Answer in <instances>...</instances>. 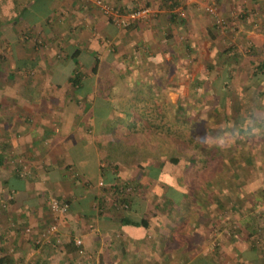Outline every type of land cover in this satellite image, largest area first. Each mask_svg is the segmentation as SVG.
<instances>
[{"label":"crops","instance_id":"obj_1","mask_svg":"<svg viewBox=\"0 0 264 264\" xmlns=\"http://www.w3.org/2000/svg\"><path fill=\"white\" fill-rule=\"evenodd\" d=\"M95 1L0 0V264H76V238L99 264H185L210 244L203 213L186 219L194 213L182 208L187 197L168 161L174 151L153 124L181 101L170 93L181 87V57L199 38L210 40L207 6L264 40V0H103L155 10L127 27ZM199 14L206 23L196 34ZM74 72L82 75L76 84ZM250 120L251 134L264 133V115ZM22 165L31 176L18 175ZM117 181L136 186L122 207L109 189ZM48 195L69 210L60 241L39 245Z\"/></svg>","mask_w":264,"mask_h":264},{"label":"rangeland","instance_id":"obj_2","mask_svg":"<svg viewBox=\"0 0 264 264\" xmlns=\"http://www.w3.org/2000/svg\"><path fill=\"white\" fill-rule=\"evenodd\" d=\"M217 12L219 13L218 10ZM204 14L207 15V12H204ZM200 17L201 14H199L198 21L196 20L197 22L192 29L196 34L206 23L203 16L202 18ZM222 17L225 18V16ZM209 27H211L209 32L211 33L209 35L210 40L205 39L204 41L203 37L199 38L196 40L195 52L186 59L183 56L181 57L179 70L181 87L179 90L170 92L174 97L178 95L184 107L190 109L188 112L194 114L195 120L200 121L205 118L209 110L214 107L220 113L219 122L215 125H209L213 128L212 133L207 134L208 140L206 144L209 147L201 149L202 152L198 150L195 155L192 154L191 159L193 162L188 161V157L185 158L184 154L180 152V161L176 164L173 163L172 166L180 179L177 184L180 187V193H183L188 198L185 197L187 202L182 205V208L190 209L194 213L192 217L186 215V219L192 218L195 220L198 213H203L204 216L202 217L206 221V231L211 232L210 244L206 250H202L194 261L190 260L185 264H210L203 260L204 253H211L213 264H259L258 250H261L260 247L264 244V133L260 132L258 134L254 132L251 134L252 132L248 130L250 132L248 135L249 140H247V136H240L241 138L239 139V134H231L230 128L228 126L225 127L223 120L225 112L217 106L218 100L220 101L221 99V93L218 91L216 83H220L223 78L222 61L231 57L233 79L229 84V89L232 97L228 98L226 103L230 101L239 103L242 101L244 107L250 109L246 114L253 113L252 115L259 114L263 116L264 40H253V34H248L245 30L240 32L239 27L228 23L227 20L224 27H218L214 22ZM252 30L255 29L253 28ZM183 33H188V29L183 31ZM187 39L190 38L184 37L180 41L185 43ZM229 47H232L234 51L224 53L223 50ZM258 48L260 51L257 50ZM205 50L206 57L204 58L203 55L205 54L203 51ZM216 54L220 55L216 59L218 61L217 67L211 73H206L205 67L209 62L208 59L215 57ZM181 55L182 53H180ZM235 55L236 57H232ZM170 64L168 67L171 66ZM164 67L165 69L167 68L165 65ZM196 68H199L195 72V75H198L196 80L193 81L191 75ZM217 75L220 76L216 79ZM204 76L205 78H203ZM116 81L119 80L117 79ZM184 81H188V83L185 84ZM211 81H213L215 86L213 84L210 85ZM165 95H168V93ZM191 99H195L200 103L196 104L195 101V104L191 105ZM151 109L154 110V107H151ZM172 109H175V107L164 106L162 121L158 120L153 126L157 125V131L161 130L164 135H169V137L183 139L192 137L193 132L188 130L184 121L180 119L178 121L175 116L173 121L169 120ZM225 111L227 112V107ZM245 122H247L248 126L252 124L248 120ZM159 125L162 127L161 129L158 127ZM244 133L247 134L246 132ZM126 140L129 139L127 138ZM162 146L167 153H171V151L176 153L175 149L169 147V145L162 144ZM248 147L251 148L252 153L248 154ZM238 149L246 158L243 164V174L236 172L241 166L240 162L236 163L232 169H228V165L220 162L221 158L219 155L224 154L230 158L235 155L234 152L237 155ZM163 156L166 158L167 154ZM193 163H195V169L190 175L188 170ZM211 170L218 174V180L210 178L205 183L203 176L208 175ZM192 177H194V180ZM231 179H234V183L231 182ZM219 204H224L225 207L219 208ZM240 209L244 213H241ZM249 213L255 215L258 227V232L252 236H249L247 228L240 222L241 217ZM197 218L201 219V216H197ZM191 248L194 250L197 249V246L195 247L192 244ZM186 251L181 247L183 254Z\"/></svg>","mask_w":264,"mask_h":264},{"label":"trees","instance_id":"obj_3","mask_svg":"<svg viewBox=\"0 0 264 264\" xmlns=\"http://www.w3.org/2000/svg\"><path fill=\"white\" fill-rule=\"evenodd\" d=\"M224 53L227 52H232L234 51V49L232 47H229L227 49L223 50ZM218 54V53H217ZM215 57H211L209 58V62L207 64V66L205 67V72L209 73L210 71L214 70L217 65H218V61L216 60L217 58L220 57V55H217ZM232 57H236L232 56ZM231 57L225 58L222 61V65H221V70L224 69L223 71V78L222 81L220 83H216V87L218 88V91L221 93V99L220 101L218 100L217 106L218 108L222 109L225 114H223V120L225 122V127H229L230 128V132L231 134H239V139L243 136H247V140L248 139V135L250 134V132L248 131V129H250L251 126H248L247 122H245L246 120L251 121L250 117L252 116V114H246L247 112L250 111V109H246L244 107V103L242 101H240L239 103H233V102H229L226 103L227 99L232 97V93L231 90L229 89V84L233 79V67L231 66L232 63L230 62ZM217 62V63H216ZM93 71L95 72V68H93ZM220 75H217L216 79L219 77ZM82 75L79 74L78 72H74L73 76L71 77V81L72 83L76 84L79 82V80L81 79ZM213 86L214 83H213ZM200 99V97H199ZM198 103H200L198 101ZM188 104V103H187ZM227 104V105H226ZM192 105V104H191ZM190 105V106H191ZM174 113H175V117L178 118L181 121H184L186 123V126L188 128V130H190L191 132H193V136L190 138H177V137H169V135H164V137H159L160 138V142L162 144H167L169 145V147L174 148L176 151V153H172V155H169V159L168 161L171 163H178L180 161L179 156H180V152L182 154H184V157L187 158L188 161H192L191 157L192 154H196V152L198 150H200V152H202L201 149L205 148V147H209L206 143V141L208 140L207 138V134L212 133L213 128H211L212 124H217L220 120V113L218 112V109H216L215 107L210 109L209 112L207 113L208 115L205 116V118L199 120H195V116H193L194 114H190L188 111L190 109H187L184 107V104L180 101L176 106H174ZM227 107V112L225 111ZM229 112V113H228ZM162 116H164V113L162 114ZM246 117V118H245ZM248 118V119H247ZM177 121V120H176ZM151 124V123H148ZM248 127H247V126ZM157 127V125H156ZM159 128L160 125L158 126ZM247 127V128H244ZM244 132H246L247 134H245ZM222 133V132H221ZM241 136V137H240ZM159 138H158V142H159ZM148 139H153V138H148ZM238 140V139H236ZM251 140V139H250ZM161 144V145H162ZM180 150V151H179ZM179 151V152H178ZM239 151V149L237 150V152ZM248 154L252 153L251 148L248 147L247 149ZM205 153V152H204ZM235 155H233V157H227L224 154L219 155L221 160V163H224L225 165H228L229 168L228 169H232V167L236 164V163H241V166L238 168V170L236 172H238V174H243L244 171V160L245 155H242L241 151H239L236 155V152H234ZM206 155V153H205ZM198 161V160H195ZM203 161V160H201ZM196 163V162H195ZM189 166V170L188 172L190 173V175L192 174L193 170L195 169L194 164ZM226 170V168H225ZM194 180V177H192ZM215 178L214 180H218V174L216 172H214L213 170H211L209 172L208 175H204L203 176V180L206 183L209 179ZM231 182L234 183V179H231ZM236 183V182H235ZM124 184L122 182L117 181L116 183L112 184L109 186V189H112V196H113V201L117 202L118 204H121L123 206V204L128 203L129 201V195L131 193H133L136 189H134L136 186L133 185L132 183H128L130 185L133 186V190L128 193L125 194L124 192H120L121 189L124 188ZM225 205L224 204H219V208H224ZM241 213H244L243 210L240 209ZM241 224L247 228L248 230V234L249 236L254 235V233L258 232V227H257V222L255 219V215L253 214H247V215H243V217H241L240 219ZM250 223V224H249ZM261 250H258V263L259 264H264V244L262 247H260Z\"/></svg>","mask_w":264,"mask_h":264},{"label":"built area","instance_id":"obj_4","mask_svg":"<svg viewBox=\"0 0 264 264\" xmlns=\"http://www.w3.org/2000/svg\"><path fill=\"white\" fill-rule=\"evenodd\" d=\"M95 4L99 7L100 11L106 16L110 21L114 22L118 26L127 27L133 22L146 19L155 13V10L150 6H144L141 8L133 9L130 11H123L119 8H115L109 3L103 0H96ZM207 15L212 18L214 23L218 27H224L226 24V19L222 17L216 10L214 4L208 5L206 8ZM179 15L183 16L184 12L179 11ZM19 159V164H20ZM32 171L27 168V166L22 165V168L18 170V175L22 178L31 176ZM102 182H99V185H102ZM133 190V186L125 183L124 188L120 192L125 194L130 193ZM46 203L50 211V221L46 227L42 230L40 236L37 238L36 242L39 245L48 244L52 245L60 241L59 235V226L61 224V219L64 214L69 210V203L66 200L60 199L54 195H48L46 198ZM125 204H123L124 206ZM122 207V205H121ZM74 245L76 247L75 253V263L76 264H99L92 260L91 255L86 254V250L83 248L82 239H74Z\"/></svg>","mask_w":264,"mask_h":264}]
</instances>
